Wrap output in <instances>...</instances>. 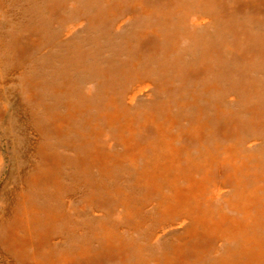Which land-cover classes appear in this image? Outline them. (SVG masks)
Masks as SVG:
<instances>
[{"label":"rangeland","instance_id":"rangeland-1","mask_svg":"<svg viewBox=\"0 0 264 264\" xmlns=\"http://www.w3.org/2000/svg\"><path fill=\"white\" fill-rule=\"evenodd\" d=\"M61 119L65 128L56 129ZM120 131L143 144L133 159ZM39 132L61 157L56 176L63 187H29L23 208L21 179L41 163L34 150ZM93 144L101 158L88 172L79 150ZM112 161L117 167L110 169ZM19 168H25L21 178ZM226 173L228 185L211 188L213 197L202 193L205 181ZM196 182L201 191L178 192ZM260 185L264 0H0V233L26 208L30 229L23 239L46 233L39 246L50 255L95 253L105 243L98 230L103 219L123 232L128 260L137 262V243L145 240L151 260L143 264H177V253L194 239L191 217L227 214L239 220L238 237L261 234L249 247L261 257V221H252L243 204L227 202L233 190L246 196ZM141 233L149 237L132 240ZM215 242L216 251L187 264H212L241 248L230 239ZM7 251L0 244V264H13Z\"/></svg>","mask_w":264,"mask_h":264},{"label":"bare ground","instance_id":"bare-ground-1","mask_svg":"<svg viewBox=\"0 0 264 264\" xmlns=\"http://www.w3.org/2000/svg\"><path fill=\"white\" fill-rule=\"evenodd\" d=\"M33 90H34V88L31 86L30 94L28 97L29 98L33 97L32 99H34V96H35V94L32 93ZM36 99H38V98H36ZM25 100L26 99L22 98L21 102L24 106H27ZM78 112H79V110L76 111V113H78ZM62 122H63L62 119L56 120V122L54 123V126L56 127V129L65 128L64 127L65 124L62 125ZM23 123L24 124L29 123L27 121L26 117H25V120L23 121ZM137 129L138 128H136L135 125L132 128L133 132H135ZM142 129L143 128L141 126L140 130H142ZM123 133H124V131H120L121 135H119V139L121 140L122 145L130 151V158L133 159L136 155H138L139 151L142 152L143 144H141V142L138 140H136V141L134 140V144H132V135L133 134L122 135ZM105 135L109 139H113V138L108 136V135H110L109 133L105 132ZM218 141H219V139H218ZM94 146H95V144L90 145L87 149L83 148V149L79 150V154L82 157V161H84L86 164H88L85 167V170L86 171L88 170V172L92 171V169L95 166H99V163H100L96 159L97 157H99V159L101 158L100 154L94 153V151H93ZM34 150H35V153L40 156L41 163H40V166H38L37 163H35L34 168L31 170L32 172L26 176V179L25 180L23 178L21 179V186H20L21 191L18 193V201H20L21 203H25L26 200L28 199V197H29L28 188L29 187L33 186L34 187L33 190H37L39 185H41L43 183H48V182L50 184L54 185V189L63 187L61 185L59 186V181H58L57 176H56V169L58 167V161L61 159V157L59 158V157L53 156L51 154L50 149L44 143V133L43 132H39L38 139H37V145H36ZM154 158H155V156H154ZM191 160H193V159H191ZM165 165H166V163L164 164V166ZM101 166L104 167L103 164H101ZM115 167H117L116 163L113 161L110 162L109 168L112 169ZM25 168H22V169L19 168L18 169V176L20 175V178L25 174ZM131 170H132V168L130 167L129 171H131ZM87 173H84V172L81 173V177H82L81 181L84 184L86 183ZM175 174L177 175V172ZM59 177H60V175H59ZM103 177L105 178V175ZM230 178H231V174L226 173L225 176L223 178L219 179L218 181H213V182L205 181L207 186H205L206 190H204L202 193L203 194L207 193L209 195V197H213V193L211 191V188L218 187V186L223 187L226 184L228 185V183H230ZM27 182L29 184H26ZM150 183H151V181H149V184ZM137 185L140 187V185H141L140 182H137ZM70 188H72V187H70ZM70 188H67L66 190H68ZM202 188H203V186L201 185V183L196 182V183H193L189 189H186V188L180 189L179 188L178 192H180V194L182 192L184 194H189V193H194V192H190L191 189L201 191ZM62 190L65 191V189H62ZM148 190H151V188H149V186H148ZM262 192H264V187L261 185L258 186L257 192H252L251 194L247 193L246 196L243 195V191L240 189L233 190V192L227 196V202L228 203L230 202L235 207H239V206H241V204H243L246 207V210L249 209V214L251 216V220L253 221L256 218H258V221L259 220L261 221V222L259 221L260 225L258 224V226L264 227V194H262ZM136 195H137V193H136ZM30 198H31V194H30ZM26 206L27 205L25 203L21 207L24 208ZM168 207H169L168 208L169 210H172L173 206H168ZM16 210H17V207H14L13 211H16ZM41 212H42V210H41ZM17 213L19 214V211ZM23 213L25 215L19 214L16 221H15V218L13 217V219H12L13 221H12L11 225L9 227H5L3 229V231L0 233V244H1V246L4 245L5 248L8 250L7 252H10L11 256L14 258L13 264H19L18 261H21L22 264H23V262L26 264H29V263L30 264H56V261H59V264H69V263H67V261L71 260L72 258L79 259V260L82 258V260H81V261H83L82 264H104V263H108V264H138L137 262H140V264H143V262L145 260H148V261L151 260V249L150 248L146 249L145 244L148 246V244H147L148 242L145 240L140 245H139V243H137V247H136V251H137V259L136 260H137V262L133 263L132 260H128L127 251H129V247H128V245H125L122 242V239H124V237L121 238V236L123 235V232L122 233L115 232V226L114 225L108 226L103 219L100 220V222H99L100 227L98 230L100 231V235L105 238V243L103 245L101 244L102 247L100 249H98L95 253H92L91 250H90V253L88 252V250L86 252H84L83 250L82 251L78 250L77 252L74 251V252H76V255L72 252L65 253V254H63L62 252H59L56 255H52V254L50 255L46 252L48 250H46L45 247L39 246L40 244L41 245L44 244L41 242H42L44 236L46 235V233H44L42 235H38V241L39 242L36 241L35 239H32V238L23 239V236H22L23 231L25 229H30V226L26 225V224H30V223L25 224V222L28 221L29 210H27L25 208ZM188 213H190L189 210H187V214ZM131 217L136 220V216L133 217V213H131ZM104 218H105V216H104ZM121 218L123 219L124 216L122 215ZM191 218L193 219L192 236H194L193 237L194 239L191 242H189V244L187 245V247L184 250H181L177 253V255L174 258L175 263L187 264V262L191 256H194L196 254L201 255V254H203V252L210 253L211 251H216V249H218V247L216 246L215 240H217V239L218 240L230 239L231 241L235 242V246H241V248L239 250H237V248H235L231 252H224L223 254L220 255V257L222 259H220L217 262H213L212 264H264V258H261V257H264V246H261L260 248H258V253H260L261 257H259L258 254L249 251V247H253V246L255 247L254 241L257 242V239L259 240V234L260 233L257 230L256 231L250 230V232L248 230L245 233H243L240 237H238L236 235V231L240 227L239 220L234 218V217L228 216L227 214H218V215H213L212 217H210V216L204 215L203 213L199 212V213L194 214ZM5 224H7V221H5L3 225H5ZM15 224H17L18 227H16ZM20 227H22V228H20ZM91 229H92V227H91ZM130 229H132V232H133V229L135 230L136 228L135 227L133 228V225H132V227H130ZM209 234L213 238H215V240L208 241ZM11 235L15 236L14 237L15 239L19 238L21 241V244L19 242L16 243L13 238H9V236H11ZM117 235H119V236H117ZM133 236L134 235L132 234V240H137V239L143 240V239H146L147 237H149L148 234L147 235L145 234V237H144L143 233L139 234V236H137V237H133ZM149 244H151V243H149ZM91 246H93V245L91 244ZM29 249L31 250V252H27V250H29ZM47 249H48V247H47ZM235 254H238V258H236L234 260L228 259V258L234 256Z\"/></svg>","mask_w":264,"mask_h":264}]
</instances>
